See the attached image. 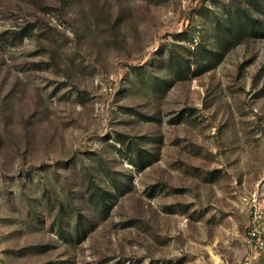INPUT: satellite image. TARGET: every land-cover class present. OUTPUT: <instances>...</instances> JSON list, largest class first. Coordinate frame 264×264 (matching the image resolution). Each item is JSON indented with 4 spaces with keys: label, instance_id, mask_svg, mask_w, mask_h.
<instances>
[{
    "label": "rangeland",
    "instance_id": "1",
    "mask_svg": "<svg viewBox=\"0 0 264 264\" xmlns=\"http://www.w3.org/2000/svg\"><path fill=\"white\" fill-rule=\"evenodd\" d=\"M245 9L0 0V264H264V36L166 62Z\"/></svg>",
    "mask_w": 264,
    "mask_h": 264
},
{
    "label": "trees",
    "instance_id": "2",
    "mask_svg": "<svg viewBox=\"0 0 264 264\" xmlns=\"http://www.w3.org/2000/svg\"><path fill=\"white\" fill-rule=\"evenodd\" d=\"M220 30L221 34L217 36L214 46L209 47L200 42L194 49L190 47L188 54L190 53L192 57L183 52L169 51L166 62L171 73L180 79L184 76L189 77V74L197 76L199 71H192L193 64L202 65L206 62L205 66L209 67V63L215 58H221L232 46L245 38L264 36V20L249 14L247 9L240 10L236 14L230 12V16L224 19ZM203 50L206 51L205 55L202 54Z\"/></svg>",
    "mask_w": 264,
    "mask_h": 264
},
{
    "label": "built area",
    "instance_id": "3",
    "mask_svg": "<svg viewBox=\"0 0 264 264\" xmlns=\"http://www.w3.org/2000/svg\"><path fill=\"white\" fill-rule=\"evenodd\" d=\"M248 242L252 246H254L256 244L261 248L264 247V241H260L256 228L250 230ZM242 264H256L254 255L249 253L244 258Z\"/></svg>",
    "mask_w": 264,
    "mask_h": 264
}]
</instances>
